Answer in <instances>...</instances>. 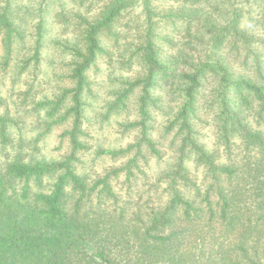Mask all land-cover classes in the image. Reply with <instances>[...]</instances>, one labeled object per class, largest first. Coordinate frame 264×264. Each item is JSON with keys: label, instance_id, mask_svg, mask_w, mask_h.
Listing matches in <instances>:
<instances>
[{"label": "trees", "instance_id": "trees-1", "mask_svg": "<svg viewBox=\"0 0 264 264\" xmlns=\"http://www.w3.org/2000/svg\"><path fill=\"white\" fill-rule=\"evenodd\" d=\"M55 1L27 24L0 0L2 65L31 78L0 92V264H264V0H59L65 59L44 90ZM113 59L137 70L103 116L133 138L80 171L90 71ZM55 129L63 151L34 155Z\"/></svg>", "mask_w": 264, "mask_h": 264}, {"label": "rangeland", "instance_id": "rangeland-1", "mask_svg": "<svg viewBox=\"0 0 264 264\" xmlns=\"http://www.w3.org/2000/svg\"><path fill=\"white\" fill-rule=\"evenodd\" d=\"M60 1L66 2L67 7L76 6V3H74L73 0ZM37 2L38 0H17V3L23 8L20 11L16 10V13L21 17L26 18L27 24H32L34 21V17L29 16V10L38 9L40 5L39 2ZM91 2L95 1L85 0L83 6H86V4L90 5ZM58 3L59 0L55 1V3H49L48 7L46 6L45 11V19L48 21V28L46 29V43H48V45L44 49L45 53L43 54V60L39 66L40 73L38 74V77L41 79H37L39 87H43L44 90L49 89L50 82L52 81V74H60V71L62 70L59 68L60 60L65 59L62 54L59 53V49H57L58 45L52 44L51 41L53 37H57L55 38L57 40H63V36L66 38L69 34L65 32L62 36L60 34L61 32H59V25L55 22L50 23L51 15H53L55 11L59 10ZM81 9L83 10L82 7ZM167 30H170V26L166 27L165 31ZM28 33L30 32H27V34ZM3 54L4 53L0 48V92L10 93L13 89L19 90L20 88H25V82L27 80L30 81L31 78H26V74L17 73L14 62H11L8 69H5L1 61ZM47 59L48 61L46 62ZM51 60L54 62L50 63ZM136 70L137 67L134 65L127 66L124 63L120 64L118 59H113V62L109 64L101 61L96 69H92L90 71V77L93 82V91L91 97H89V101L86 99V104L89 102V105H86L85 107L84 123L88 132L90 148L81 156V164L79 166L80 171L85 170L87 172H100L104 167L108 166L110 161L106 160L104 157L96 156L97 147H117L124 145L133 138L132 134L123 135L119 131L117 125L118 122L125 117V113H117L106 118L103 114L105 112V105L109 101L108 96H110L111 91L116 88L114 86H116L117 82L121 79H125L124 77L133 76ZM24 115L28 117L25 112ZM57 130L58 129H55L44 139V141L39 144L40 150L38 152H34V155L52 158L56 157L57 154L63 151L64 148H58ZM32 133L33 130L28 126L23 129V136L26 139H28ZM199 135L206 144H210L212 142V136L206 127L200 130ZM165 158L166 156H163L162 160ZM151 166L154 169L156 166L160 165L151 164Z\"/></svg>", "mask_w": 264, "mask_h": 264}]
</instances>
